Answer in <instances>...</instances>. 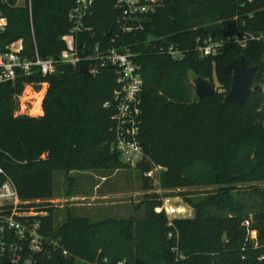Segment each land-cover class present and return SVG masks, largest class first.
Instances as JSON below:
<instances>
[{
	"label": "trees",
	"instance_id": "1",
	"mask_svg": "<svg viewBox=\"0 0 264 264\" xmlns=\"http://www.w3.org/2000/svg\"><path fill=\"white\" fill-rule=\"evenodd\" d=\"M154 1V11L144 16L141 29L124 34L117 0H97L86 19L91 31L82 40L100 42L101 50L129 49L142 66L140 143L149 160L162 168L161 189H187L179 195L195 211L191 219L174 221L187 256L183 264H264V0ZM75 2L33 0L34 38L29 11L5 7L3 44L22 39L25 54L31 55L35 41L42 58H58ZM236 33L260 39L249 41L246 48L227 43L217 54L200 58L197 48L204 40L226 41ZM166 44L185 50L184 59L176 62L161 54L159 48ZM240 57L258 67L244 105L226 100ZM190 71L216 82L213 97L199 100L192 95ZM32 82L49 83L42 117L17 115V96ZM115 88V69L110 66L92 76L60 65L55 75L37 73L0 84V166L14 181L20 199L43 213V229L72 254L70 259L56 255L46 264H174L164 214L148 210L143 220L92 221L69 210L57 226L53 208L35 204L54 198L57 171L132 168L111 151L114 110L105 104ZM136 167L146 190L151 184L148 162ZM149 202L148 209L159 204ZM250 218L259 233L258 247L245 241L243 223Z\"/></svg>",
	"mask_w": 264,
	"mask_h": 264
},
{
	"label": "built area",
	"instance_id": "2",
	"mask_svg": "<svg viewBox=\"0 0 264 264\" xmlns=\"http://www.w3.org/2000/svg\"><path fill=\"white\" fill-rule=\"evenodd\" d=\"M97 0H76L74 7L68 14L70 29L62 37L65 44L64 50L56 59H44L40 56L36 43L31 55L25 54V44L22 39L3 44V38L8 29V21L3 13L5 7L25 8L29 11L31 21V31L34 38L32 23L33 0H0V84L15 83L18 79L32 77L40 73L43 77L55 75L59 72L60 65H71L80 69L87 67V73L96 76L100 68L110 66L115 69L116 88L113 91L112 100L105 104L106 108H112L114 113V141L111 151L119 155L123 161L132 168L139 163L149 159L140 143V134L143 118L142 94L144 89V78L142 66L136 63L137 55L129 49L120 51L111 46L106 50H101L100 42L90 45L82 40L81 36L86 35L90 28L86 27V19L91 13ZM116 8L121 11L118 19L120 31L124 34L132 33L141 29V23L148 13L154 11L155 1L146 0H117ZM259 37L249 33H236L226 41L214 42L211 39L204 40L198 45L197 51L200 58L217 54L227 43L235 44L241 48H246L249 41L259 40ZM116 42V38L111 40V44ZM161 54L168 56L172 61L184 59L186 51L174 44L162 45L159 48ZM37 87L45 88L41 94L40 112L43 111V102L49 87L47 82H32L25 84L21 94L17 96L20 110L17 115H28L29 108H22L24 99H28L29 104L36 101L31 90ZM35 91V90H34ZM36 93V92H35ZM37 103V102H36ZM32 116V115H31ZM161 167L146 173L148 178H154ZM29 203L22 201L19 197L17 187L12 178L0 166V264H46L52 263L56 255L70 259L72 254L63 246L60 239L47 233L39 219L43 213L37 212L34 207L29 208ZM168 217L167 227L169 231L167 238L173 243L171 251L174 254V264H183L187 259L182 252L179 242V233L174 221L182 219L180 209L177 205L166 208ZM243 226L247 229L252 240L257 239L256 231L250 229L249 220L244 221ZM249 239V238H248ZM259 243H255L258 247ZM264 260V256L260 261ZM85 264H107L100 262H84ZM125 264V263H119Z\"/></svg>",
	"mask_w": 264,
	"mask_h": 264
},
{
	"label": "rangeland",
	"instance_id": "3",
	"mask_svg": "<svg viewBox=\"0 0 264 264\" xmlns=\"http://www.w3.org/2000/svg\"><path fill=\"white\" fill-rule=\"evenodd\" d=\"M214 85L218 89L216 82ZM44 89L37 87L34 89L35 91H30L33 98L38 99L29 104L28 99L30 97H26L24 104H22L24 111L22 113H25V109L30 106L27 113L29 116L42 117L44 115V110L41 113L39 106L41 94L45 92ZM192 95L195 96L194 90ZM146 162H148L149 171L159 167L149 159ZM137 169L134 167L119 172L108 170L83 172L77 170L68 174L57 171L54 174V198L49 201H36L35 204L37 206H51L57 216V226L63 221L66 212L69 210H72L77 217H88L92 221L104 220L109 217L117 220L132 218L143 220L148 214V210L157 214H164L167 217L166 208L177 205L180 209L181 218L191 219L194 217L193 208L179 195L188 191L187 189H161L158 182L159 172H157L154 178L149 179L150 187L144 190ZM202 190L205 188L199 191L202 192ZM151 200L159 204L148 209L147 205ZM249 221L251 223L250 229L256 231L258 238L252 240L247 229H245V241L249 247L251 245L255 247V243H259V233L257 229L253 228L251 218Z\"/></svg>",
	"mask_w": 264,
	"mask_h": 264
},
{
	"label": "water",
	"instance_id": "4",
	"mask_svg": "<svg viewBox=\"0 0 264 264\" xmlns=\"http://www.w3.org/2000/svg\"><path fill=\"white\" fill-rule=\"evenodd\" d=\"M80 73L86 74L87 67L85 65L80 67ZM258 71L257 66H249L244 57H240L234 63L233 79L231 89L226 96V100L237 105H244L250 98L253 90V82ZM188 79L192 85L195 96L199 100L213 97L217 92L214 83L210 79H205L195 72L188 73Z\"/></svg>",
	"mask_w": 264,
	"mask_h": 264
},
{
	"label": "bare ground",
	"instance_id": "5",
	"mask_svg": "<svg viewBox=\"0 0 264 264\" xmlns=\"http://www.w3.org/2000/svg\"><path fill=\"white\" fill-rule=\"evenodd\" d=\"M39 106H40V103H39ZM37 109V108H36ZM41 111V110H40Z\"/></svg>",
	"mask_w": 264,
	"mask_h": 264
}]
</instances>
